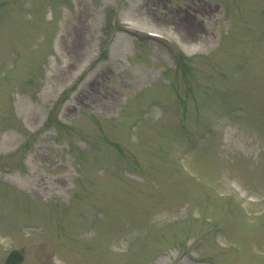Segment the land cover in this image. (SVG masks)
Returning a JSON list of instances; mask_svg holds the SVG:
<instances>
[{
    "label": "rangeland",
    "instance_id": "374dc122",
    "mask_svg": "<svg viewBox=\"0 0 264 264\" xmlns=\"http://www.w3.org/2000/svg\"><path fill=\"white\" fill-rule=\"evenodd\" d=\"M14 248L264 264V0H0V264Z\"/></svg>",
    "mask_w": 264,
    "mask_h": 264
},
{
    "label": "water",
    "instance_id": "95a60500",
    "mask_svg": "<svg viewBox=\"0 0 264 264\" xmlns=\"http://www.w3.org/2000/svg\"><path fill=\"white\" fill-rule=\"evenodd\" d=\"M24 258L25 255L21 250L13 249L6 259V264H21Z\"/></svg>",
    "mask_w": 264,
    "mask_h": 264
}]
</instances>
